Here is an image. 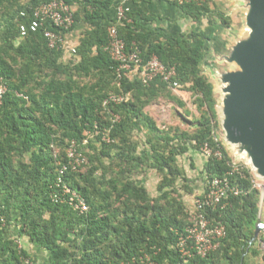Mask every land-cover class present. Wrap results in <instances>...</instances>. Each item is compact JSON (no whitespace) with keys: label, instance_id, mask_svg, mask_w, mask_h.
I'll return each mask as SVG.
<instances>
[{"label":"trees","instance_id":"16d2710c","mask_svg":"<svg viewBox=\"0 0 264 264\" xmlns=\"http://www.w3.org/2000/svg\"><path fill=\"white\" fill-rule=\"evenodd\" d=\"M47 1L0 0V60L9 87L0 104V264H26L25 259L35 264L18 244L22 237L49 251L43 264H123L141 250L153 253L159 264H248V256L259 255L264 242L263 228L254 239L261 190L254 186L250 166L239 162V170L234 169L222 142L223 157H209L204 173L206 186L216 177H228L241 191L208 210L212 220L225 225L227 236L204 258L185 260L176 247L179 233L190 224L183 195L194 192L179 158L206 143L214 149L219 144L215 88L202 67L220 30L231 27V17L213 0L174 2L197 22L207 18L205 29L168 35L146 27L133 12V22L119 28L128 46L139 45L144 61L157 55L176 67L175 79L192 94L200 112L189 120L194 128L185 129L162 127L146 111L165 92L185 105L166 82L157 78L145 85L139 73L118 78V63L105 50L115 0H65L77 8L71 30L81 22L87 25L77 54L67 61L65 50L50 48L44 35L54 26L46 22L35 31L30 28L36 7ZM22 25L28 27L25 36ZM112 93L131 95L109 104L118 120L103 111V101ZM135 131L147 136L149 148L142 153ZM73 139L83 146L88 140L84 148L90 164L64 179L86 198L89 211L84 214L51 197L59 163ZM148 169L161 175L155 197L133 178ZM13 226L19 227L17 235H10Z\"/></svg>","mask_w":264,"mask_h":264},{"label":"built area","instance_id":"2783aa9c","mask_svg":"<svg viewBox=\"0 0 264 264\" xmlns=\"http://www.w3.org/2000/svg\"><path fill=\"white\" fill-rule=\"evenodd\" d=\"M130 1L120 0L116 4L115 20L108 27L109 40L105 46V50L111 58L118 63V78H122L124 75H135L139 73L145 85H150L154 80L160 78L169 85L175 94L182 96L181 84L175 79L177 75L175 66L164 64L157 55H153L147 61H144L139 45L133 42L131 46H128L124 38L121 37L119 32L120 26L133 22V18L130 16L132 12ZM167 1L177 2L178 4L195 2L202 5L206 0ZM74 12L73 7L65 0H49L43 2L36 7L35 19L31 22L30 28L35 31L42 27L44 23L49 22L56 28L55 30H44V35L47 38L50 48L64 49L66 35L76 23ZM21 33L23 36L27 35L28 27L26 25L21 26ZM76 54L77 51L74 48L72 50V57ZM8 90L9 87L0 60V104H2ZM128 96L130 94H113L112 96H108L104 101V106L105 108L107 107L106 112L112 115L113 120H118L120 117L110 110L109 104L111 102L118 104L127 101L129 99ZM97 133L98 131L94 135ZM215 141L218 143L221 142L217 137ZM201 150L207 157L215 156L220 159L223 157V150L220 143L217 149H214L209 143H206L202 146ZM59 164V178L57 188L51 193L52 199L55 202L71 206L80 214L88 212L89 204L86 198L81 192L71 187L64 179L68 172L80 171L90 164V158L86 153V149L78 140L73 139L69 141L66 148L65 161H60ZM237 164L235 163V170H239ZM246 165L250 166V164ZM254 176V186L259 188L261 179L255 174ZM230 193L238 195L241 191L237 185H233L230 182L228 177H216L208 182L203 194L195 198L193 207L189 209L190 224L184 231L179 233L176 245L182 258L189 260L194 256L208 257L211 252L220 247L222 240L227 236V230L221 221H214L209 217L208 210H216L222 205L223 200ZM259 222L264 226L261 218H259ZM261 245L264 248V242H261ZM154 253L157 254L156 251ZM25 263L31 264L32 262L30 259H25ZM123 264H159V262L155 259L153 253L147 250H141L137 255L125 260Z\"/></svg>","mask_w":264,"mask_h":264},{"label":"water","instance_id":"95a60500","mask_svg":"<svg viewBox=\"0 0 264 264\" xmlns=\"http://www.w3.org/2000/svg\"><path fill=\"white\" fill-rule=\"evenodd\" d=\"M239 1L245 10L244 35L227 40L212 55L233 65L216 69V78L222 82L226 141L264 179V0ZM262 228L258 222L254 239Z\"/></svg>","mask_w":264,"mask_h":264},{"label":"rangeland","instance_id":"374dc122","mask_svg":"<svg viewBox=\"0 0 264 264\" xmlns=\"http://www.w3.org/2000/svg\"><path fill=\"white\" fill-rule=\"evenodd\" d=\"M235 12H236L235 17L237 19V22L235 23L234 28H232L231 31L230 30L227 31V33L226 31L224 32V38H228L230 42H233L237 37L244 35L246 28L244 22L245 10L241 7L238 11ZM216 48L217 47H213V49ZM212 54L213 53H209V55L207 56V59L203 64L202 71L213 81L215 88L214 92L217 99V105H216L217 119L216 121H214L216 137L222 142L225 148L229 151V154L231 155L235 163L239 164L240 162L249 165L250 163L247 161V159L244 156H238L237 153H235L232 145L227 143L226 134L223 126L224 113L222 112V108H221L222 106L221 98L223 97V93L220 90V85L222 84V82L218 77H217L218 79L216 78L217 76L216 69L218 67H221L223 69H229V68H233V65L227 62H223V63L219 62L218 59L214 58ZM91 79L90 78L85 79L83 80V82L88 83ZM113 94L116 95V93H112L109 96H112ZM168 95L169 92H165L164 95L161 96V98L157 99L152 104H150L146 108V111L157 121L158 125L162 127L181 126L182 128L185 129H193L194 124H192L191 121L189 120H195L197 116H200V112L198 111L197 105L194 103V98L192 94L186 91H182L183 97L182 96L180 97L182 99L184 98L185 100H187L185 101L183 99V101L185 102L184 106L179 105L178 103L172 101V99L169 98ZM128 97L130 99L131 95ZM106 99L107 98H105V100ZM104 101H103V107H104L103 111H106L107 107L105 108ZM192 112L194 113V115H192ZM134 136H135L134 139L138 141L139 144V152L140 153L144 152V149L146 148L145 146L148 145L146 144L147 136L145 135L144 132L137 133L136 131ZM94 138L95 135L94 136L92 135L91 139ZM87 143L88 140H85L84 146H87ZM208 158L209 157H207L202 152V150L200 151L191 150L189 153L179 158V164L185 169L187 173V178H188L187 181L194 189L193 193L186 194L184 192L183 195V198L187 204L188 211L193 207L192 205L193 200L200 195V194H196V192H200V190L206 184L204 166ZM133 178L139 179V181L148 188L152 196L155 197L159 194L157 186L161 180V175L156 170L148 169L146 171H140L134 173ZM259 189L261 190V197H262V201L260 204L261 210H260L259 218H261V222L264 223V179L260 180ZM18 228H19L18 226H13L9 231L10 235H17ZM18 244L30 252L31 257L33 258V262L35 264H43L44 261L49 256V251L47 249L32 243L26 237H22L21 239H19ZM34 260H36V262Z\"/></svg>","mask_w":264,"mask_h":264},{"label":"crops","instance_id":"0c3cea01","mask_svg":"<svg viewBox=\"0 0 264 264\" xmlns=\"http://www.w3.org/2000/svg\"><path fill=\"white\" fill-rule=\"evenodd\" d=\"M119 1L120 0H115V3L117 4ZM212 4L231 17L232 25L230 28H223L220 30L218 38L215 40L217 45L215 46L214 44L210 46L207 56L209 53H213V47L219 48L223 46L227 40H229L228 38H224V32L226 31L227 33V31H231V29L234 28V25L237 22L235 11H238L241 8L242 2L239 0H213ZM130 6L132 12L135 13L137 18H142L141 21L146 27L168 35L176 33H189L194 29H205L209 23L207 18H203L201 22L195 21L191 16L186 14L180 6L167 0H131ZM73 9L76 10L77 8L73 7ZM143 16L153 17V19L144 20ZM86 29L87 25L81 22L76 29L67 33L64 46L65 61L72 58V50L79 45L80 39L83 37ZM205 189L206 184L200 192H196V194H203ZM194 200L192 205H194ZM260 247L262 252L259 255L250 254L248 256V264H264V248H262V245H260Z\"/></svg>","mask_w":264,"mask_h":264}]
</instances>
